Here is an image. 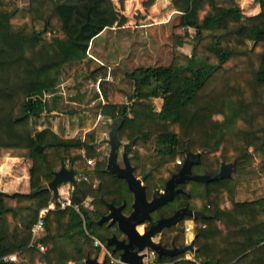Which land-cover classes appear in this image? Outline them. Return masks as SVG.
Segmentation results:
<instances>
[{
  "label": "trees",
  "instance_id": "1",
  "mask_svg": "<svg viewBox=\"0 0 264 264\" xmlns=\"http://www.w3.org/2000/svg\"><path fill=\"white\" fill-rule=\"evenodd\" d=\"M21 1L0 0V157H27L33 168L30 193L0 192V217L7 221L0 235V264H80L87 256L97 257L90 236L106 243L114 232L101 223L107 205L125 203L124 212L130 210L132 194L106 170L107 157L94 143L96 131L111 130L116 121L96 124V116L76 113L68 123L61 119L58 132L51 122L37 129L32 121L53 109L44 93L78 75L100 77L105 116L123 111L124 96L135 97L132 116L122 119L118 132L121 138L130 134L137 144L132 163L146 156L148 166L141 171L151 169L145 181L154 188H163L176 159L182 162L181 139H188L193 150L209 149L204 157L215 167L201 157V171L253 149L254 178L190 183L162 211L187 205L212 215L194 219L196 260L179 264H264V0H258L262 20L250 25L241 22L236 0H171L175 13L169 19L173 45L168 63L121 72L90 52L106 29L107 0ZM184 43L191 45L190 56L178 50ZM86 123L94 126L81 136ZM38 144L40 152L35 151ZM89 158H95L94 166L87 164ZM57 164L78 173L69 200L78 210L61 207L47 187ZM50 203L54 209L45 212L43 230L33 239L46 246L39 251L29 245L30 230ZM172 237L176 246L185 245L183 225L164 240ZM15 251L17 262L1 261ZM158 261L171 260L162 256Z\"/></svg>",
  "mask_w": 264,
  "mask_h": 264
},
{
  "label": "crops",
  "instance_id": "2",
  "mask_svg": "<svg viewBox=\"0 0 264 264\" xmlns=\"http://www.w3.org/2000/svg\"><path fill=\"white\" fill-rule=\"evenodd\" d=\"M169 1L170 3L168 2V0H166V5H168V7H170L171 5V7L168 10H166L165 13L162 12L159 13L158 11H161L162 5H164L163 0H107L108 9L106 11V17H107L106 29L94 39L93 45L90 48V52L93 54L91 56H93V58H95L98 62H104L108 68L123 70L126 67L125 65L127 64V62H130L127 61L125 56H126V50L129 49L130 46L129 44L131 41V36L135 37L138 36L140 33H142V30H139L138 28L155 26L163 29L167 27L171 15L175 12L174 8L172 7L171 0ZM256 2L258 6L257 14H253L252 12L250 13V9L247 6L245 10L241 11V22L244 25L254 24L262 20V16L259 10L258 0H256ZM107 43H114L115 44L114 48L112 49V46L109 47ZM106 79L111 81L112 76L108 74L106 76ZM99 80L100 77H98L95 81L91 80L90 81L91 84L87 85V83L85 82V78L81 77L80 75L72 76L66 81L62 82L57 87H55L52 91L44 93L45 101L53 106V109L50 111V113L47 114L48 118L50 119L53 118L54 121L56 120L52 124L53 131L56 132L57 123H59L63 117L65 118L64 122L68 123V121L71 119V118L69 119V117H72L71 115L76 113L77 116L78 114H84L94 117V119L96 116V124L99 123L100 121L112 123L114 122L115 119L121 116L119 114L116 115V113L118 112L116 111L115 112L116 116H108L113 118L112 121L110 122L107 120H99L97 118L98 113L101 112L102 105L105 103L98 87ZM87 86H89V88ZM84 87H87V89H84ZM155 100H160L161 102V99L159 97L153 99L154 102ZM160 106L161 103L157 104L156 109L158 110ZM125 118L122 117V119ZM72 119H75V117H73ZM53 120L50 121L53 122ZM86 124L87 127H84V129L89 130L91 127L90 125H88V123ZM92 126H94V124ZM121 126L122 125L120 124L116 131L121 146L115 148L116 163L119 166H123L124 163L123 152L126 149L122 147L123 144L130 143V146L132 147V149L130 148L132 152L127 153L130 162L131 159H133V155L135 154L136 145H137L135 140L131 138V135L130 134L128 135V133H125L123 138L120 137L119 134L120 132L118 131ZM109 132L110 130H108L107 134H109ZM100 141H101L100 139L97 140V137H95L94 143L96 145V150L100 151L103 155L108 157L111 149L110 144L106 142V139L102 140L103 144H100ZM101 147L103 148L101 149ZM180 147H181V143H180ZM189 148L193 153H198L201 150V149L200 150L191 149L190 143H189ZM100 149L103 151H101ZM248 149H247L248 151L246 150L244 154L234 159L236 160V173L232 175V178H235L236 180H245L253 177V175L255 176L256 167L245 168V166L248 165L245 164L247 162V159L252 160L247 158L251 156L250 153H252L254 162L256 161L253 154V150H251L250 148ZM207 152H209V150ZM180 154L181 155L179 157L182 158V164L176 165L175 169L172 170L171 174L176 172L179 168L183 166L184 153L182 151V147L180 148ZM203 154L204 153H201L200 160ZM141 161L142 162H138V163L131 162L132 166H134V173L136 176H140L143 172L151 170V169H146L141 171L143 167L145 168V166H148V162L146 161L145 155H144V160ZM61 165L57 167L56 170L59 169ZM213 165L214 163H212V161L210 160V166L213 167ZM66 167L70 168L68 165H66ZM32 168H33V162L30 158L27 157L0 158V192L6 194L30 193ZM218 168H219V163L217 168L215 169L214 168L206 169V167L204 166V169L201 171L198 164H192L190 167V171L192 172V174H203L207 170L217 171ZM137 170L138 171L140 170V172L142 173L140 174L136 173ZM191 182H196V181H192L190 179L185 180L184 182L178 183L175 188H182L183 191L186 192L183 186L185 185L186 187L187 185H190ZM97 183L98 180H95L94 187H96ZM144 184L147 187L150 186V189L154 188L152 184L149 185V183H147L148 184L147 185L146 181H144ZM57 189L61 204L65 200H70L72 184H70L69 182L61 183L60 185H58ZM132 201H133V197L131 203ZM49 208L54 209V204L50 203ZM6 223L7 221L0 217V235L3 232ZM193 227H194V221L191 218H185L183 221L184 235L186 236L187 239L189 238V240L192 239L195 234L193 231ZM165 231L166 232L164 234L171 236L174 233V227H171ZM18 260H19V256H18Z\"/></svg>",
  "mask_w": 264,
  "mask_h": 264
},
{
  "label": "water",
  "instance_id": "3",
  "mask_svg": "<svg viewBox=\"0 0 264 264\" xmlns=\"http://www.w3.org/2000/svg\"><path fill=\"white\" fill-rule=\"evenodd\" d=\"M116 123L112 125V129L108 134L106 142L110 144V153L107 157L106 170L114 174L116 177L126 182L127 188L132 194L133 201L130 204V210L124 212L125 203L114 205L109 203L108 214L102 219L108 220L109 225H115L117 231L122 235L118 238L116 234H112L106 238V245L112 246V252H117L122 262L126 264H145L149 257L148 251L154 252L159 258L167 256L172 259L179 254L191 252L196 256L197 249L193 246V239L184 246L167 247L161 242L160 236L164 229L178 227L179 222L184 216L208 219L212 215L201 210H191L187 206L173 209L172 214L164 216L161 212L164 207L171 204L179 193H185L182 188H175L178 183L185 180H193L200 183H208L218 181L224 178H231L236 173V160L226 162L219 161L217 171L207 170L203 174H192L190 167L192 164H199L201 153L207 152L208 148H202L200 152L193 153L189 148V140H180L182 151L184 153V163L181 168L172 173L166 179L162 190L159 188L147 187L144 184L146 177L151 170L143 172L140 176L134 173L127 153H131L132 147L130 143L123 144L126 149L123 152V166L116 163L115 148L121 146L118 140L117 128L121 124L122 116L115 119ZM131 148V149H130ZM41 145H36L35 151L40 152ZM77 171L73 168H67L64 164L53 171V178L47 183V187L52 191L53 198L58 199V185L69 182L74 185L76 183ZM147 224L143 230L139 229V225ZM80 264H106L105 260H98V257L87 256Z\"/></svg>",
  "mask_w": 264,
  "mask_h": 264
},
{
  "label": "rangeland",
  "instance_id": "4",
  "mask_svg": "<svg viewBox=\"0 0 264 264\" xmlns=\"http://www.w3.org/2000/svg\"><path fill=\"white\" fill-rule=\"evenodd\" d=\"M21 2L24 3V0H22ZM168 2L170 3L169 0H168ZM236 2L239 4V7H240L241 11L245 10V8L247 6L250 9V13L252 12L253 14H257V12H258L257 7L258 6H257L256 0H243V1L236 0ZM163 4L164 5H162V10L158 11L159 13H161V12L165 13V11L168 10L171 7L170 4H169L170 7H168V5H166V0H163ZM174 11H175V9H174ZM13 20H14V22L16 21V19H13ZM138 29L142 30V33H140L139 35L137 34L138 36H135V37L131 36V41H130V44H129L130 46H129V49L126 50V56H125L127 61H130V62H127V64L125 65L126 66L125 68L128 69V70H132L136 66H153V65L156 66V65H159V64L168 63V61L171 58V52L170 51H171V47L173 45V42H172L171 37H170L171 36V24H169V22H168L167 27L163 28V29H161L159 27H155V26L140 27ZM188 32H189V34L191 33L190 35L193 34V30L192 29H190ZM107 44H108L109 47L112 46V49L114 48V45H115L114 43H107ZM178 50L181 51V52L186 53L189 56L191 55V45L188 44V43L182 44L180 47H178ZM114 68H117V67H114ZM121 71L122 70L120 69L119 72H121ZM91 80L92 79H89V78L85 79V82L87 83V85L91 84L90 83ZM87 87L89 88V86H87ZM87 87H84V89H87ZM85 92H86V90H85ZM160 103H161L160 100H155V102H154L155 108H157V104H160ZM66 111H68V110H66ZM34 120L37 121L36 128L40 129L43 126V124H47L48 122H51L53 120V118L50 119V118H48L47 114H42L38 118L32 119V121H34ZM55 121L53 120V122H51V125ZM42 122H44V123H42ZM90 127H93V126L90 125ZM106 129H107L106 127L104 128V130L102 128H99L96 131L95 137H97V140L98 139L101 140L100 144H103L102 140L107 139L106 136L108 135L107 134L108 130H106ZM58 130H59V124L57 123L56 132H58ZM87 131H88L87 129L86 130L82 129L79 132L77 130L78 133H81V136L85 135V132H87ZM67 135H69V136L75 135V131L70 132ZM102 148L103 147H101V149ZM250 149L253 150L252 148H250ZM101 151H103V150H101ZM250 154H251V156H249V157L246 156V157L253 160L252 153H250ZM205 155H206V152L202 155V157L205 158L204 157ZM0 158H4V157H0ZM210 160H211V158H205L203 162H210ZM252 160H248L247 159V162L245 161L246 162L245 164H248V165L245 166V168H247V167H252V168L256 167V169H255V176H256L258 174L257 173V160H256V158H255V160H256L255 162H254V160L253 161ZM212 163H213V161H212ZM251 164H253V165H251ZM60 165L57 164L56 168L59 167ZM64 165L66 166L67 164H64ZM213 166L215 167V165H213ZM251 178H254V175ZM233 180H236V179L233 178ZM191 183L195 184L194 182H191ZM93 186H94V182H93ZM187 186H189V185H187ZM159 189L162 190V188H159ZM88 203H89V200L86 199L85 200V204H88ZM164 235H167V234H163L162 237H164ZM184 240H185V244H186L192 239L189 240V238L187 239L186 236L184 235ZM184 257H186L188 259H193L194 258L193 255L189 251H187L184 254ZM70 262H69V264H75L74 261H70ZM163 264H165V263H163Z\"/></svg>",
  "mask_w": 264,
  "mask_h": 264
},
{
  "label": "built area",
  "instance_id": "5",
  "mask_svg": "<svg viewBox=\"0 0 264 264\" xmlns=\"http://www.w3.org/2000/svg\"><path fill=\"white\" fill-rule=\"evenodd\" d=\"M189 30L191 28H188ZM188 30V31H189ZM191 34V33H190ZM135 100V97L132 96H124L122 101H121V104L123 105V111L122 112H117L116 115H121L122 117H130L131 116V108H132V105H133V102ZM97 118L99 120H107V121H112V117H108V116H105L103 113L99 112L98 113V116ZM108 138V135L106 136ZM87 161V164L89 166H94L95 165V158H89L86 160ZM177 165H181L182 162L181 160H176L175 161ZM83 179H86L85 176L82 177ZM72 206L74 209L78 210V205H71L70 204V201L69 200H65L62 204H61V207H64V206ZM50 209L49 208V205L48 207L46 208H42L39 213H38V216H37V219H36V222L35 224L33 225V227L31 228L30 232H31V239H30V242H29V245L30 246H36L37 249L39 251H44L46 249V246L43 245V244H36L33 239L34 237L43 230V227H44V214L45 212ZM189 230V229H187ZM90 238L92 239L93 241V245L94 247L98 248L99 249V257L98 259L101 261V260H105L106 261V264H126L124 262H122L120 260L119 257H116L114 256V254L112 253V251L107 247L106 243H103L101 242L100 240H98L97 238L93 237V236H90ZM148 255L149 257L147 258V261L145 262V264H156V262L154 261L155 259V253L152 252V251H148ZM192 261H195V259H191ZM1 261L2 262H17L18 261V252L15 251L13 253H10V254H6L4 256H2L1 258Z\"/></svg>",
  "mask_w": 264,
  "mask_h": 264
},
{
  "label": "flooded vegetation",
  "instance_id": "6",
  "mask_svg": "<svg viewBox=\"0 0 264 264\" xmlns=\"http://www.w3.org/2000/svg\"><path fill=\"white\" fill-rule=\"evenodd\" d=\"M189 184V183H188ZM183 188H184V190H185V185L183 186ZM184 206V205H183ZM187 206V205H186ZM180 207H182V206H180ZM189 209H191V210H197V209H192V208H190L189 206H187ZM177 208H179V207H177ZM177 208H175V209H177ZM173 211V210H172ZM172 211L170 212V213H168V212H166V211H161L162 213H163V215L164 216H169V215H171L172 214ZM202 211V210H201ZM106 216V215H105ZM185 217L186 216H184L183 218H182V220L179 222V226L180 225H183V221H184V219H185ZM191 219L194 221V219L191 217ZM101 223H105L106 224V226H108V227H110V225H109V221L108 220H105V219H103L102 220V222ZM112 226V228H114V232H112L111 233V235L112 234H116V236L118 237V238H121L122 237V235L117 231V229H116V226L115 225H111ZM146 226H147V224H141V225H139V229L140 230H143L144 228H146ZM165 230H168V229H164L163 230V232H162V234H161V236H160V240H161V242L162 243H164L167 247H171L172 245H175L174 244V239H173V237L171 238V240L170 241H168V242H166V240H164V237H162L163 236V234L166 232ZM110 235V236H111ZM165 236V235H164ZM99 240V239H98ZM170 242V243H169ZM168 243H169V245H168ZM176 246V245H175ZM108 247V246H107ZM110 247V246H109ZM179 247V246H178ZM111 249V251L113 250V248H112V246L110 247ZM191 253V252H190ZM183 254V256H181V254H179L178 256H176V257H174V258H172V259H170L171 261H167V262H159L158 261V259H160L156 254H155V259H154V261L156 262V264H163V263H165V264H179L180 263V261L181 260H191V259H188V258H186V257H184V254L185 253H182ZM192 254V253H191ZM193 255V254H192ZM97 257H99V254L97 255ZM194 257V256H193ZM99 260V259H98ZM192 261V260H191Z\"/></svg>",
  "mask_w": 264,
  "mask_h": 264
}]
</instances>
